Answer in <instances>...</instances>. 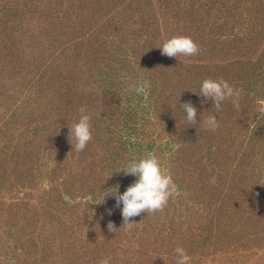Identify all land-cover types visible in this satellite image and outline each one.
Here are the masks:
<instances>
[{
  "label": "rangeland",
  "instance_id": "374dc122",
  "mask_svg": "<svg viewBox=\"0 0 264 264\" xmlns=\"http://www.w3.org/2000/svg\"><path fill=\"white\" fill-rule=\"evenodd\" d=\"M173 35L199 53L162 55ZM206 78L241 89L239 108L216 112ZM260 100L264 0H0V264H176L177 247L190 264H264ZM81 106L92 140L77 152ZM149 152L177 192L128 229L110 193Z\"/></svg>",
  "mask_w": 264,
  "mask_h": 264
},
{
  "label": "clouds",
  "instance_id": "9594fccd",
  "mask_svg": "<svg viewBox=\"0 0 264 264\" xmlns=\"http://www.w3.org/2000/svg\"><path fill=\"white\" fill-rule=\"evenodd\" d=\"M157 47L161 48L162 55L178 58L181 55L195 56L200 51L198 44L188 35H173ZM147 87V82L139 86L130 82L126 88V93L135 91L137 94L143 93L146 95ZM241 91V89L229 84L227 80L206 78L202 81L198 93L202 97L211 99L213 108L216 112H219L221 104L225 100H231L233 106L238 109ZM257 103L260 105L258 113L264 115V100H260ZM181 107L186 113L187 121L195 125L197 123V108L191 101L184 102ZM79 112L78 121L68 125V139L72 144V149L75 148L77 152L83 151L89 141L92 140L91 115L88 114L83 106L80 107ZM202 124L205 128L212 131L219 127L216 115L208 116L202 121ZM119 171H123L125 175L137 177L123 193L119 192V185L110 193L115 196L117 206L122 205V226H126L128 229L134 227L133 217L139 216L144 212L154 213L162 211L177 192V186L171 174L162 166L159 158L153 152L143 155L138 160L133 159ZM108 229L113 232L117 230L111 221L108 224ZM174 251L177 257L176 264H190L191 257L183 247H177ZM98 264H110V258H102L98 261Z\"/></svg>",
  "mask_w": 264,
  "mask_h": 264
}]
</instances>
